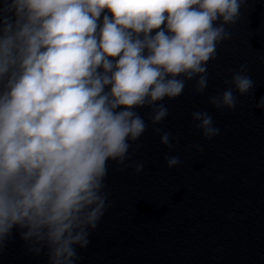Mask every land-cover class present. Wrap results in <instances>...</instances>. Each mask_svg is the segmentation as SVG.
<instances>
[{
	"label": "clouds",
	"instance_id": "clouds-1",
	"mask_svg": "<svg viewBox=\"0 0 264 264\" xmlns=\"http://www.w3.org/2000/svg\"><path fill=\"white\" fill-rule=\"evenodd\" d=\"M242 3L12 0L17 19L5 18L0 37V240L19 226L25 240L47 246L50 264H78L106 210L108 162L128 167L132 142L148 127L137 110L149 108L159 124L169 115L163 101L183 95L188 81L197 93L207 89L208 62ZM104 10L111 16L101 27ZM246 69L232 77L240 94L254 86ZM208 103L231 110L237 96L229 87ZM192 120L205 138L220 134L208 111ZM155 132L175 148L170 132Z\"/></svg>",
	"mask_w": 264,
	"mask_h": 264
}]
</instances>
